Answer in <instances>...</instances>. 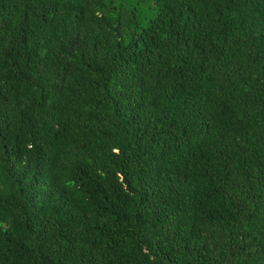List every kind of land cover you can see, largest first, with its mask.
Segmentation results:
<instances>
[{"label":"trees","instance_id":"16d2710c","mask_svg":"<svg viewBox=\"0 0 264 264\" xmlns=\"http://www.w3.org/2000/svg\"><path fill=\"white\" fill-rule=\"evenodd\" d=\"M0 264H264V0H0Z\"/></svg>","mask_w":264,"mask_h":264}]
</instances>
